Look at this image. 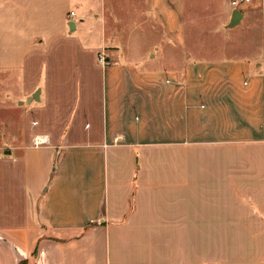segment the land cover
<instances>
[{
  "label": "crops",
  "instance_id": "crops-1",
  "mask_svg": "<svg viewBox=\"0 0 264 264\" xmlns=\"http://www.w3.org/2000/svg\"><path fill=\"white\" fill-rule=\"evenodd\" d=\"M149 1L159 36L134 50L73 37L95 0H0V80L34 117L0 137V264H264V0L233 28L227 1L217 46L189 39L186 0ZM239 26L253 42L229 45Z\"/></svg>",
  "mask_w": 264,
  "mask_h": 264
},
{
  "label": "rangeland",
  "instance_id": "rangeland-1",
  "mask_svg": "<svg viewBox=\"0 0 264 264\" xmlns=\"http://www.w3.org/2000/svg\"><path fill=\"white\" fill-rule=\"evenodd\" d=\"M227 1L230 0H186L187 31L189 39L193 41L199 39V42L205 45H221V32H216L215 29L220 28L221 13ZM102 3L104 5V11L101 15L102 20L101 18L98 20L93 18V27H91L89 23L90 20H87L85 24L81 22L84 16L91 14L88 8L89 6L80 3L78 6L74 7L75 13L77 12L74 18L79 24V29L73 34V37H76L79 43L86 44L87 40L91 43L90 40L93 37L91 32H93V29L98 31V25H100V28L101 25L104 26V40L106 38L107 43L114 41L121 48L127 46L134 50H140L150 46L155 38H158L159 35L151 32L150 29L151 24H153L154 27H158L160 22L149 0H95L94 4L96 7L95 5L91 7L101 13L102 9L100 5H102ZM259 4L261 6V3ZM243 5L244 4L239 5L238 8L244 10L245 8ZM242 29H244V27L239 26L231 30L224 40L227 41L229 45H237L241 42H253L251 41V36H247ZM101 35L100 31L98 40L102 43L103 37ZM262 35L261 33V36ZM99 51H97V62L100 64L98 60ZM218 51L220 50L215 49L214 52L210 51L209 55L221 56ZM73 52L70 59L78 61L77 55H79V53L76 51ZM233 52L234 50L226 51V53L231 54ZM235 53L237 54V52ZM156 61H158V58ZM99 64L92 74L102 72ZM3 76H5V74L0 72V77ZM21 89L22 87L15 83H6L0 80V137L3 139L6 138L3 140L5 143H11L12 139H16L22 143L28 140L27 136L25 137L24 135V129L30 131L34 117L31 115H22L20 108L17 107V104L20 103L19 100H21V97H19ZM25 101L29 103L28 98H26ZM38 127L39 126H36V128Z\"/></svg>",
  "mask_w": 264,
  "mask_h": 264
},
{
  "label": "built area",
  "instance_id": "built-area-1",
  "mask_svg": "<svg viewBox=\"0 0 264 264\" xmlns=\"http://www.w3.org/2000/svg\"><path fill=\"white\" fill-rule=\"evenodd\" d=\"M252 0H232V4L235 7H239V5H241L242 3H249ZM75 11L72 10L69 12V17L70 18H74L75 17ZM98 60L102 65H108L110 63L109 58L107 56L106 50L103 49L101 51H99L98 53ZM49 143V138L46 135H35L33 138V143L32 145L35 147H39L45 144Z\"/></svg>",
  "mask_w": 264,
  "mask_h": 264
},
{
  "label": "water",
  "instance_id": "water-1",
  "mask_svg": "<svg viewBox=\"0 0 264 264\" xmlns=\"http://www.w3.org/2000/svg\"><path fill=\"white\" fill-rule=\"evenodd\" d=\"M242 18H243L242 11L239 8L233 9L229 23L227 25H225V27L233 28V27L238 26L241 23ZM68 25H69L70 30H72V31L75 30V22L74 21L69 22ZM33 99H39V90L36 91L33 94V96L28 99V101H32Z\"/></svg>",
  "mask_w": 264,
  "mask_h": 264
},
{
  "label": "trees",
  "instance_id": "trees-1",
  "mask_svg": "<svg viewBox=\"0 0 264 264\" xmlns=\"http://www.w3.org/2000/svg\"><path fill=\"white\" fill-rule=\"evenodd\" d=\"M27 263H28L27 260H23L19 264H27Z\"/></svg>",
  "mask_w": 264,
  "mask_h": 264
}]
</instances>
